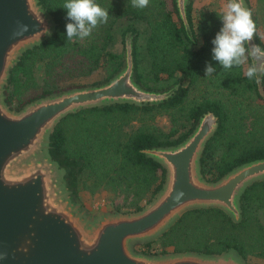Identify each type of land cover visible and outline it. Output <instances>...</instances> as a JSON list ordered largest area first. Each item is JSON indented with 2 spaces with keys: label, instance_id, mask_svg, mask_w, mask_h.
<instances>
[{
  "label": "trees",
  "instance_id": "16d2710c",
  "mask_svg": "<svg viewBox=\"0 0 264 264\" xmlns=\"http://www.w3.org/2000/svg\"><path fill=\"white\" fill-rule=\"evenodd\" d=\"M150 0L141 10L131 0H96L109 9L107 24L83 40H67L66 0H37L54 20L52 32L21 52L3 85L4 100L12 110L71 87L99 84L123 65L125 34H132L133 73L142 87L163 90L178 84L158 102L128 101L79 107L59 117L47 136L46 151L63 171L70 199L79 206L98 190L122 202L113 212L133 213L146 206L165 181V167L146 148L181 142L207 111L217 116V127L207 138L199 157L201 176L216 181L232 168L264 157V77L261 85L245 76L246 66L224 70L212 57V44L222 28L223 9L186 6L191 29L187 33L175 0ZM248 8L259 28L264 24V0ZM261 13L260 19L257 14ZM259 24V25H258ZM118 37L122 50L116 45ZM264 47V41L255 37ZM211 63L216 69L205 73ZM251 61H249V64ZM101 71L90 83L84 78ZM165 78L168 87L159 88ZM197 96L189 97L191 88ZM251 111L256 117L247 123ZM167 117L169 125L160 123ZM245 130V131H244ZM240 215L235 219L219 206H194L183 210L154 237L136 241L160 255L195 252L221 254L234 251L246 264H258L249 252L264 255V177L248 183L239 194ZM264 238V235H263ZM155 249V252L152 251Z\"/></svg>",
  "mask_w": 264,
  "mask_h": 264
},
{
  "label": "water",
  "instance_id": "95a60500",
  "mask_svg": "<svg viewBox=\"0 0 264 264\" xmlns=\"http://www.w3.org/2000/svg\"><path fill=\"white\" fill-rule=\"evenodd\" d=\"M175 1L191 36L186 16L190 0ZM243 5L248 8L247 0ZM21 24L29 30L17 35ZM53 28L54 20L37 0H0V254H7L0 264H246L234 251L151 255L132 246L159 234L190 207L215 205L238 219L240 192L264 177V157L244 162L216 181L201 176L199 157L217 127L212 111L201 115L176 145L145 149L166 169L162 188L146 206L133 213L83 217L70 199L62 168L46 151L54 122L79 107L158 102L170 96L178 84L150 90L136 82L132 34L127 32L124 63L107 81L64 89L20 110L10 109L3 95L10 66ZM251 44L264 48L255 37Z\"/></svg>",
  "mask_w": 264,
  "mask_h": 264
},
{
  "label": "clouds",
  "instance_id": "9594fccd",
  "mask_svg": "<svg viewBox=\"0 0 264 264\" xmlns=\"http://www.w3.org/2000/svg\"><path fill=\"white\" fill-rule=\"evenodd\" d=\"M131 5L143 10L149 7L150 0H131ZM62 7L67 10V19L72 21L66 25L68 41L90 37L94 29L107 24L110 19L109 9L101 7L96 0H66ZM219 17L223 26L212 41L213 59L224 70L246 66L245 76L259 85L264 77V48L251 41L256 36L264 41V32L258 30L252 10L243 5V0H228ZM28 30V25L21 24L20 32L15 34ZM215 71L211 63L206 65L207 77ZM6 255L0 254V259Z\"/></svg>",
  "mask_w": 264,
  "mask_h": 264
},
{
  "label": "rangeland",
  "instance_id": "374dc122",
  "mask_svg": "<svg viewBox=\"0 0 264 264\" xmlns=\"http://www.w3.org/2000/svg\"><path fill=\"white\" fill-rule=\"evenodd\" d=\"M227 2H228V0H193V3L195 4L196 7L200 6L202 8V7L207 6V7L212 8V9H214V8L224 9V6ZM166 3L168 5H170L171 0H167ZM249 3L251 5V7L258 9V7H259L258 0H249ZM256 9H255V13H256ZM261 12H263V14H264V11H261ZM256 14H257L256 15L257 18L260 19L261 13H259V14L256 13ZM258 30L260 32H264V24H260ZM116 45L119 47L120 50H122V44L120 41V37H118V42L116 43ZM100 78H101V71H97L95 73H92V75H89L86 78H84L83 81L86 83H90V82L97 80V79H100ZM170 81H171V78L163 79V81L160 83L159 88L162 89V88L168 87ZM195 87H196L195 89L191 88V90L189 91V97L197 96V94H198L197 88H199V87L198 86H195ZM260 111L264 112L261 109H260ZM255 117H256V113L251 111V115H249V117H248L249 119L247 120V123H250ZM159 121L162 124L169 125V121H168L167 117H165V116H161ZM120 202H122V199L120 196L114 197V196L108 194L105 190H98L95 193L89 195L85 199L83 206H79L78 204H76V202H75V204L78 205V209L82 213L83 217L88 218V219H94L97 216L112 213L113 211H115V210H113V208L115 207V204L120 203ZM263 235L257 236V243L260 241L259 242V244H260L262 241H264ZM132 246H134V248L137 247L136 249H138V250L145 249L143 247V245H140V244L136 245L135 242L132 243ZM152 251L155 252V249H152ZM248 257H250L253 261L255 259L258 262V264H264V255H262V253H258L256 251L255 252H249Z\"/></svg>",
  "mask_w": 264,
  "mask_h": 264
},
{
  "label": "crops",
  "instance_id": "0c3cea01",
  "mask_svg": "<svg viewBox=\"0 0 264 264\" xmlns=\"http://www.w3.org/2000/svg\"><path fill=\"white\" fill-rule=\"evenodd\" d=\"M206 3V2H205ZM208 3V2H207ZM193 5L195 6V4L193 3ZM198 7H200V6H198Z\"/></svg>",
  "mask_w": 264,
  "mask_h": 264
}]
</instances>
